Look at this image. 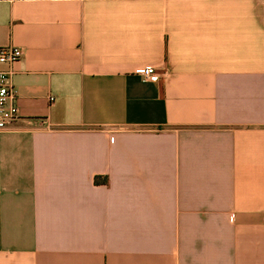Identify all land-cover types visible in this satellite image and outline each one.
<instances>
[{
    "label": "crops",
    "instance_id": "obj_1",
    "mask_svg": "<svg viewBox=\"0 0 264 264\" xmlns=\"http://www.w3.org/2000/svg\"><path fill=\"white\" fill-rule=\"evenodd\" d=\"M3 47L0 264H264V0H0Z\"/></svg>",
    "mask_w": 264,
    "mask_h": 264
},
{
    "label": "built area",
    "instance_id": "obj_2",
    "mask_svg": "<svg viewBox=\"0 0 264 264\" xmlns=\"http://www.w3.org/2000/svg\"><path fill=\"white\" fill-rule=\"evenodd\" d=\"M22 57L18 48H0V64L10 66ZM11 72L0 71V131L17 118V108L13 104L14 91L11 86ZM137 75L145 82L158 83L159 75L153 68H142Z\"/></svg>",
    "mask_w": 264,
    "mask_h": 264
}]
</instances>
